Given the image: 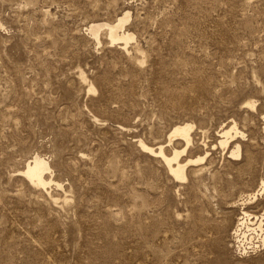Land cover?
I'll list each match as a JSON object with an SVG mask.
<instances>
[{"label": "rangeland", "instance_id": "374dc122", "mask_svg": "<svg viewBox=\"0 0 264 264\" xmlns=\"http://www.w3.org/2000/svg\"><path fill=\"white\" fill-rule=\"evenodd\" d=\"M262 114L264 0H0V264H264L233 235ZM184 123L192 148L170 139ZM141 144L207 158L182 181Z\"/></svg>", "mask_w": 264, "mask_h": 264}, {"label": "bare ground", "instance_id": "6f19581e", "mask_svg": "<svg viewBox=\"0 0 264 264\" xmlns=\"http://www.w3.org/2000/svg\"><path fill=\"white\" fill-rule=\"evenodd\" d=\"M247 105L254 107L255 103L251 102V103H247ZM245 107H246V105H245ZM262 120L264 121V114H262ZM237 126H238V124H237ZM194 128H195V126L193 124H190V123H184V124L174 126L172 128V130L170 131L171 132V134H170L171 141L174 138H178L185 144V149L191 147L192 145H194V140H193V136H192V132H193ZM239 135L241 136L240 138H242V139L245 138V135L238 131L236 124L234 122L232 124H229V125L226 124L225 126H223L222 129H220V132L218 134V136L220 138V140L218 139L219 145H218V143L216 145L221 146L222 148H224V150H226L229 148V145L231 143L235 142V140L239 138L238 137ZM242 141L243 140H241V142ZM141 145L143 146V150L148 151L151 155L158 154L162 158L163 162H165L167 164V166L171 170V172H173L174 175L179 180H182V181L184 179H186L185 171H186V168L188 166H195L196 167V164L204 161L205 158H207V154H206V157H199L195 160H189V161L184 163V162L180 161L181 152L178 150H175L173 155H172V153H170L172 156H169L165 152L166 149H164L163 146H159V148L156 150V149L148 148L144 144H141ZM241 149H242L241 145L239 143H236V147L234 148V150L230 151V153H229L230 154L229 158L233 159L235 161H238V162L239 161L248 162L249 166H250V164L252 163V156L250 153H252V152L247 148L246 156L241 159V157H240L241 156ZM156 158L158 159V157H156ZM161 158H159V159H161ZM183 161H185V160H183ZM166 164H165V166H166ZM239 164L240 163H238L237 165H239ZM26 169H27V171L25 172L24 176H26L31 181V183L34 184L35 186H40V187L46 188L51 183V182L47 183L46 179H45V173L47 171H49V164H47L44 160H41L40 158L36 157L34 159L33 163L29 164L28 168H26ZM203 170H206V169H204L202 167V170H200V171H203ZM205 172L207 173V171H204V173ZM201 173H198V174L200 175ZM225 174L226 173H224L223 175H225ZM226 175H225V177H226ZM227 177H228V175H227ZM220 179H222V178L220 177ZM255 189L251 193L241 196V198H239L240 200L235 203V205H236L239 202H242L241 206H244L240 216H238V224H237V227L233 233L234 239L236 240V243L238 244V248L241 249L243 251V253H246V248H243V247L249 241L253 240L252 239L253 235H256L260 239L262 245H264V178L260 181L257 189L256 190ZM251 205H253V207H252V208H254L253 210L261 209V207H262V210H260V211H262V213L260 211L259 212L261 214H256L257 212L255 214H251V212H248L245 206H251ZM250 209H251V207H250Z\"/></svg>", "mask_w": 264, "mask_h": 264}]
</instances>
